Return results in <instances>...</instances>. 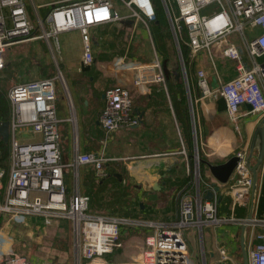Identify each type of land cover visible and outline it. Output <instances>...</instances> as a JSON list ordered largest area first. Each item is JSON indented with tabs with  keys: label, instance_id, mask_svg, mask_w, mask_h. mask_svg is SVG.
Masks as SVG:
<instances>
[{
	"label": "crops",
	"instance_id": "0c3cea01",
	"mask_svg": "<svg viewBox=\"0 0 264 264\" xmlns=\"http://www.w3.org/2000/svg\"><path fill=\"white\" fill-rule=\"evenodd\" d=\"M44 1L47 0L40 2ZM160 1L162 2V0H154L155 17L137 19L129 15V10L118 0L117 7L128 16L124 20L90 27L94 54L91 63L86 64L83 60L84 49L80 30L63 31L56 37L47 39L41 30L37 29L30 39L9 46L4 54V66L0 69V82L9 83V86L7 84L4 87L7 97L11 86L32 79L60 76L64 81L71 104L70 109L67 107L71 119L65 118L59 125L62 136V159L68 163L65 168L67 195L79 190L91 195L93 200L96 197L105 204L118 202L119 199L121 202L125 199L130 203L138 202L141 214L138 213L130 218L138 223L121 226V230L127 226L129 228L126 229L133 233L122 238L123 248L117 255L110 258L112 252L105 254L100 259L102 264H149L153 257L151 258L149 254H146V257L144 255V250L152 242L154 233V228L149 223L157 224L160 228H175L180 219L181 200L187 196L195 203L218 197L220 213L227 217L232 215L247 217L251 208L249 201L247 205L236 206L232 212L230 208L232 198L229 191L231 176L227 183L219 182L208 164L201 159L211 163H221L239 151H243L247 159L252 154L251 146L255 131L264 123V114L252 112L251 107L244 104L240 117L236 121L233 120L229 115L226 101L220 93L202 97L198 87V71L205 70L211 87L216 88L235 76L239 65L245 68L262 65L264 56L251 54L246 37L237 30L216 39L210 47L192 50L188 44L187 33L180 36L176 34L171 18L163 2L162 5ZM34 3L36 6L39 4L36 0L34 2L28 0L27 7L35 20ZM41 9L45 13L46 9L40 7L39 12ZM159 13H162L166 19L168 32L157 16ZM153 21L161 23L163 28L162 33L167 45L165 52H161L155 43L151 30ZM167 33L172 36L167 37ZM249 37L247 38L250 39ZM135 39L139 41L137 54L144 55L146 59L145 52H151L150 63L159 59L161 65L165 64L166 54L175 57L178 52L181 70L178 71L175 67L173 70L168 69L165 83L154 81L136 84L135 79L141 76L137 65L135 68L127 66L123 70L108 67L111 66L109 61L115 55H119L120 61L123 60L124 51L132 48ZM146 60H150V57ZM53 65L59 70L58 76L52 71ZM59 65L64 67L63 72ZM36 67H39L38 72L35 70ZM261 83L264 89L263 78ZM116 84H123L129 88L134 98V111L139 114L140 120L137 125L114 130L107 136L100 121V113L105 106L106 88ZM9 103L12 112L10 100ZM56 105L60 116L66 104L64 105L57 98ZM10 117L6 120H10ZM66 123H70L72 127V136L70 131L62 133L61 127ZM38 138V134L29 130L21 133L23 141ZM257 151V148L253 151L252 164L257 160ZM77 152L82 154L104 152L108 156L119 157V160H116L114 165L109 164V173L106 177L98 178L95 172L91 173L90 169L86 168V165L93 166L92 164L72 165ZM258 172L253 215L254 218L261 220L264 219V159ZM89 175L99 188L88 185L91 182ZM124 176L128 182L121 183L118 189L111 188L109 195L104 196L109 191L108 188L106 189L108 178L117 181L122 180ZM6 184L1 189V193ZM216 185L220 187L219 190L216 189ZM209 191L213 192L211 198L206 197ZM198 193L200 200L197 199ZM94 213L99 212L94 211ZM154 214L158 215L157 219L153 218ZM26 220L40 230L56 224L68 226L73 234L72 264H84V259L76 246L70 221L58 220L45 225L38 217H29ZM242 226L243 224L235 220L213 225L197 222L184 226L182 231L191 251L193 263L242 264L239 261L241 255L243 256ZM191 228L195 231L192 235V238H195V247L191 245L188 234L184 232ZM262 228L261 225L248 227L247 244L250 238L254 240L253 233L261 231ZM190 232L192 234V230ZM3 246L7 250L16 252L14 248H10L9 236ZM222 247H226L230 259H223ZM31 259L42 264L55 263L50 258L32 257Z\"/></svg>",
	"mask_w": 264,
	"mask_h": 264
},
{
	"label": "built area",
	"instance_id": "2783aa9c",
	"mask_svg": "<svg viewBox=\"0 0 264 264\" xmlns=\"http://www.w3.org/2000/svg\"><path fill=\"white\" fill-rule=\"evenodd\" d=\"M33 2L35 0H32ZM118 0H47L35 7V20L27 7L28 0H0V69L4 66V54L12 44L28 40L37 29L50 39L60 32L80 30L83 40V60L86 64L94 59L90 27L110 21L124 20L117 7ZM137 19L153 18L156 15L154 0H119ZM174 1V3H173ZM177 35H188V44L194 51L210 47L213 41L231 31H241L247 39L253 55L264 56V0H162ZM46 9L45 13L39 8ZM250 36V37H249ZM53 37V38H54ZM249 37L250 39H248ZM141 76L135 83H165L161 61L137 65ZM136 66L132 67L135 68ZM57 77H45L18 83L8 92L12 104L10 117L11 145L10 171L3 193L0 184V219L26 220L40 218L45 225L58 220L72 224L76 246L84 264H102L100 259L111 253L119 244L121 226L138 223L124 216H113L90 211V195L76 191L67 195L65 168L62 159L61 117L58 114ZM264 63L251 68L241 65L231 79L212 88L205 70L198 71V87L202 97L220 93L227 104L229 115L237 120L242 106L247 104L252 112L264 114ZM134 98L128 87L116 84L105 90V106L100 121L107 132L137 125L140 116L136 113ZM29 130L39 135L38 139L23 141L21 133ZM239 157L230 178L232 212L236 206L250 201L253 175L245 153ZM119 157L104 152L76 153L72 165L90 163L98 178L108 175V166ZM4 170L0 168V180ZM197 199L200 200L199 193ZM235 220L243 224L247 217L220 213V199L215 197L195 203L185 197L180 204V219L175 228H154L152 242L144 255H151L149 264H194L191 251L182 228L197 222L219 224ZM250 225H261L254 232V245L248 252L249 264H264V219L253 218ZM7 235L0 227V264H42L15 251L7 250L3 243ZM223 259H230L226 247L221 248ZM55 264V263H50ZM106 264V263H105Z\"/></svg>",
	"mask_w": 264,
	"mask_h": 264
},
{
	"label": "rangeland",
	"instance_id": "374dc122",
	"mask_svg": "<svg viewBox=\"0 0 264 264\" xmlns=\"http://www.w3.org/2000/svg\"><path fill=\"white\" fill-rule=\"evenodd\" d=\"M40 1L41 0H36L37 3H40ZM161 4H162V2H161ZM41 12L44 13L42 11V9H41ZM158 16L162 20L163 27L166 31V29L168 28V25L165 22L166 19H165L164 15L162 13H159ZM156 18H158V17H156ZM110 30H112V28H110ZM167 32H168V29H167ZM171 36H169L167 33V37H171ZM135 42L133 44H137V45H133L131 43L132 48L129 49V51L128 50L124 51L125 57H123L122 61H120V58L118 57L119 55H115L112 57L111 61H109V64L111 66H108V67L114 68L117 70H119V69L123 70L127 66L134 67L136 65L150 63L151 58H152L151 52L150 51H149V53L145 52L146 53V59H148L150 57V60H146L143 57L144 55H142V54L139 55L136 53L138 51L139 41H137L135 39ZM171 42L173 43V39ZM175 52H176V50H175ZM48 55L50 56L49 53H48ZM166 55H167L166 62H165V64L162 63V68H163V72H164L165 77H166V73H167L168 69L173 70V67H175L176 70H178V71L181 70V64H180L181 62H180V56H179L178 52L176 53L175 57L169 56L168 54H166ZM56 67L57 66L53 65L52 71H54V74H56L58 76L59 70ZM58 67H60L61 70L64 69V67L61 65H59ZM35 70L38 72L39 67H36ZM63 71L64 70H62V72ZM57 79H58L57 98H58V100L63 102L64 105L66 104V108H64L66 111L64 109H62L60 112V117L63 121V120H65V118L71 119V117H69V116H71L70 111H69L71 104L69 102L70 98L68 97V94H67L65 87H64V85H65L64 81L62 80V78L60 76H58ZM64 79H66V78H64ZM65 81H67V80H65ZM7 84L9 86V83L1 81L0 82V90H3L4 87L7 86ZM73 90H75V89L73 88ZM75 97L77 99L76 94H75ZM71 112H72V110H71ZM63 116H66V117L63 118ZM67 122H70V121H67ZM70 123H72V122H70ZM69 124L66 123L65 126L61 127L62 133L65 134V133L70 131L71 136H72V132H71L72 127ZM103 130H104L105 135H107V136L109 134H112V132H107L104 128H103ZM117 161H112L111 163L114 165V162H117ZM86 168L90 169L91 173H92V171L94 172L93 166L86 165ZM2 169L4 170V175L2 176V178L0 180V184L2 186H4L8 180L10 166L8 169H6V168H2ZM90 171H89V173H90ZM89 176L91 178V182L88 185L91 186L92 188H96V189L99 188V186H96V183L93 181L91 175H89ZM92 176H93V174H92ZM126 176H128V175H126ZM107 181H108V183L106 185V189L108 188L109 191L104 196L109 195V192H111L110 191L111 188H117L118 189V187H121L120 186L121 183L123 184V183L128 182V180L126 179L125 176L122 177V180H117V181H114L113 178L109 177ZM104 198H106V197H104ZM146 204L147 203H145V205ZM90 210H91V212L98 211L99 213L114 212V213H118V214L113 215V216H119L120 215V216H124L126 218H132V216H136L138 213L141 214V208H139L137 201H134V203H130L127 201V199H125L124 201L122 200V202H121V199H119L118 202L105 204V203H101L96 197L93 200L92 196H91ZM153 218L157 219L158 215L154 214ZM130 224H134V223H130ZM130 224H125V225H130ZM0 227H2V231H4L6 233L7 237L9 236V238L11 239L10 248H14L17 253H19L21 255H26V256L31 257V258L32 257L33 258H50L56 264L57 263L58 264H72L73 234H72L71 229L68 226L56 224V225L50 226V228L40 230L39 228L35 227L31 222H29L27 220H17V221L11 220L9 222H3L0 219ZM126 228H129V227L125 226V228L122 229L123 232H122V230L120 232V238H119L118 242L122 246L117 245L115 247V249L112 251V254L109 256L110 258L117 255L119 250L123 248V243H122L123 239L122 238L126 235L128 236L129 234L133 233V231H128V229H126ZM190 230H192V234H191ZM184 232L188 234L189 242H191V245L193 247H195V244H196L195 238H192L193 232H195L194 229L191 228V229H188V231L185 230ZM254 243H255V240L250 238L248 241V244H247L248 252H249L250 248H252ZM198 244H199V242H197V246L199 248ZM119 246H121V247H119ZM14 249H12V250H14ZM239 261L243 264V256L242 255L239 258Z\"/></svg>",
	"mask_w": 264,
	"mask_h": 264
},
{
	"label": "water",
	"instance_id": "95a60500",
	"mask_svg": "<svg viewBox=\"0 0 264 264\" xmlns=\"http://www.w3.org/2000/svg\"><path fill=\"white\" fill-rule=\"evenodd\" d=\"M0 134L3 136L6 142H9V135H10V122L9 120H0ZM257 148V157L256 162L252 164L251 157H253V151ZM252 154L247 158V163L250 167V170L253 175V183L251 186V195H250V202L251 208L249 215L247 216V220L243 223L242 231H241V247L244 257V264H249V257H248V250H247V229L250 226V221L254 218V208L256 202V195H257V187H258V178H259V168L262 164L264 159V123L258 126L255 131V135L253 138V143L251 146ZM202 161L206 162L213 173V175L219 180L221 183H227L237 162L239 157L235 154L232 157L228 158L226 161L221 163H211L207 160L201 159ZM219 186L216 185V189L219 190ZM213 196V192L209 191L206 195L207 198H211Z\"/></svg>",
	"mask_w": 264,
	"mask_h": 264
},
{
	"label": "trees",
	"instance_id": "16d2710c",
	"mask_svg": "<svg viewBox=\"0 0 264 264\" xmlns=\"http://www.w3.org/2000/svg\"><path fill=\"white\" fill-rule=\"evenodd\" d=\"M159 14H157L158 16ZM151 30L155 43L161 52H165L167 49L166 42L163 37V28L161 23L153 21L151 23ZM11 113V107L6 95V90H0V120L9 119ZM10 152L11 145L10 141L6 142L0 134V168L8 169L10 166Z\"/></svg>",
	"mask_w": 264,
	"mask_h": 264
}]
</instances>
